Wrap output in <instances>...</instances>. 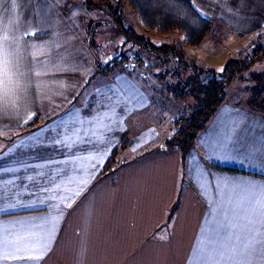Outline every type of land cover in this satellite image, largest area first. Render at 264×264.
<instances>
[{"label": "crops", "instance_id": "crops-1", "mask_svg": "<svg viewBox=\"0 0 264 264\" xmlns=\"http://www.w3.org/2000/svg\"><path fill=\"white\" fill-rule=\"evenodd\" d=\"M184 1L212 23L201 45L143 35L198 59L264 34V0ZM88 12L79 0H0L6 251L39 264H264V115L222 105L183 160L165 151L176 115L160 128V96L145 86H173L174 66L128 61L91 78Z\"/></svg>", "mask_w": 264, "mask_h": 264}, {"label": "trees", "instance_id": "trees-1", "mask_svg": "<svg viewBox=\"0 0 264 264\" xmlns=\"http://www.w3.org/2000/svg\"><path fill=\"white\" fill-rule=\"evenodd\" d=\"M84 5L87 10L106 13L118 34L130 37L138 45L136 48L145 50L149 58H156L163 64L171 62L174 66L170 71L174 85L167 86L165 90L174 99L185 103V109L171 122L170 133L165 138L163 147L165 151L176 152L181 160L193 149L210 118L223 105L225 88L232 81L254 83L253 101L264 103V72L244 75L254 63L264 59V34L259 35L240 56L229 58L217 70L196 63L176 43L153 44L147 37L138 36L130 27L122 25L120 10L126 5L130 15L146 31L158 35L175 33L181 36L187 47H197L210 33L212 23L200 17L184 0H84ZM87 29L91 40L92 29ZM125 43L128 44L127 41ZM131 60L142 63L146 69L151 67L139 56ZM105 69L108 67L105 66ZM100 70L97 66L91 78L100 73ZM165 75L166 72L158 77L162 79Z\"/></svg>", "mask_w": 264, "mask_h": 264}, {"label": "rangeland", "instance_id": "rangeland-1", "mask_svg": "<svg viewBox=\"0 0 264 264\" xmlns=\"http://www.w3.org/2000/svg\"><path fill=\"white\" fill-rule=\"evenodd\" d=\"M82 2L84 4V0H79V3ZM88 11H89L87 13L88 16L92 17V19H89V21H87L86 24V26H88L89 28L91 27L92 29L91 30L92 37L91 40H89V46L96 58L98 69H101L103 71L105 69V66H107L109 69H111L110 70L111 76H114V74L126 70L125 64L128 61L132 62L131 59H135L136 56H139L141 60L148 61L149 62L148 64L151 66L154 64L153 60H155L156 58L150 59L149 56L145 55L146 53L145 50L143 51V49L141 48H136L138 45L135 42H133V40L130 37L124 34H118L115 25L113 24L112 20L107 16L106 13H103L101 11L99 12L97 10H88ZM120 11H122V19H123L122 25L124 27H130L133 30V32H135L138 36H144V37L148 36L149 38L154 36V33L140 31L142 30L143 27H141L137 23V21L133 18V16L130 15L131 13L126 5H123ZM143 34H145L146 36ZM174 36L176 38V34H174ZM156 38L157 36L155 38H150V39L151 41H153V43H157L158 41L156 40ZM177 38H179L178 34H177ZM125 41H127L128 44H126ZM221 43L225 45L227 42L226 40L223 41L221 40ZM183 45L185 46L184 43ZM237 45L238 44H236L235 41H233V43H230L229 47L225 48L224 50H220V47L216 45V49L218 48L217 50L220 51L217 56H213V58L199 57L198 59L192 57V60H194L196 63L200 64L201 66L218 70L224 66V64L229 58H235L240 56L247 48L246 47L243 50H241L239 53L233 55L235 51H237L234 48ZM184 46H182L183 49ZM127 65L128 64H126V66ZM261 72H264V59L254 63L250 67L249 71L244 73V75L249 73H261ZM148 76H150V74H148ZM151 80L152 82H154L155 79H151ZM160 81L162 80L155 81V83L159 84L157 88L155 87L153 90L152 88L145 86V91L147 92V94H149L151 98L152 96L153 97L154 96L157 97V95L160 96V100H155V103H157V105H154L152 110H154L155 113L160 112L161 116L159 114V119L161 118V124H162L160 126L161 128L166 123L167 124L169 123V121L167 120L162 121L163 118L162 113L164 114L165 117L170 115L169 119L172 120L175 115L178 116L181 112H183V110L185 109V103L174 99L172 97L173 95L171 96V94L167 90L159 88L161 87L160 85H162ZM225 90H226V97L223 105H230V106L234 105L236 107H240L238 109L239 111L253 112L252 114H255L256 112L258 114L264 115V103L253 101L252 92L254 90V83H246V81L244 82L232 81L229 85L226 86ZM164 94L169 95L167 97L168 101L165 99ZM151 128H155V127L151 126ZM151 128L149 129L151 130ZM225 163H228V161L225 160ZM155 236H159L162 238L164 236V233L161 231L158 235Z\"/></svg>", "mask_w": 264, "mask_h": 264}, {"label": "snow or ice", "instance_id": "snow-or-ice-1", "mask_svg": "<svg viewBox=\"0 0 264 264\" xmlns=\"http://www.w3.org/2000/svg\"><path fill=\"white\" fill-rule=\"evenodd\" d=\"M6 37H0V73H3L4 67L6 64L5 57V48L3 44V40ZM4 242L0 241V264H3L4 261L9 259L14 261H24L26 264H39V261L43 258L42 255L39 254H31V255H18V254H9L4 248ZM19 251V249H17Z\"/></svg>", "mask_w": 264, "mask_h": 264}]
</instances>
